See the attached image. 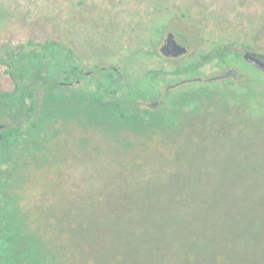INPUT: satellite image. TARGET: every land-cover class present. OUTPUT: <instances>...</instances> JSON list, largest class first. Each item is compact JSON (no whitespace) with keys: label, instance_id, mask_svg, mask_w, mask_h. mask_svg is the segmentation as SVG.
Here are the masks:
<instances>
[{"label":"trees","instance_id":"1","mask_svg":"<svg viewBox=\"0 0 264 264\" xmlns=\"http://www.w3.org/2000/svg\"><path fill=\"white\" fill-rule=\"evenodd\" d=\"M178 25L173 27L183 36L176 28ZM194 35L185 40L196 46L202 37L198 33ZM47 44H53L51 49L45 47L39 52L28 51L24 45L7 47L1 58L14 87L0 89V264H69L66 258L71 259H68L70 264H117L118 260L104 261L110 256L103 252L106 235L121 237L120 231L114 233L107 226L110 218L125 226L135 255H138L135 249L138 238L149 239L144 243L155 247L161 257V249L152 242L174 240L177 242L174 255H179L190 253L188 244L193 248L195 242L210 239L202 238L207 227L195 228L204 221L198 219L194 207L208 215L215 197L213 187H227L232 182L236 186H252L258 182L251 176H224L225 171H230V159L226 155L238 142L210 140L243 135L264 138V72L234 48L237 40H230L220 45L215 43L211 49L200 52L197 59L180 64L174 59L176 65L171 70L152 69L139 80L121 76L112 69H97L90 76L80 75L86 83L69 87L60 85L59 81L64 77L73 80L69 76L82 68L73 62L66 63L57 55L61 50L57 40H47ZM208 64L239 67L246 74L238 76L236 70L230 69L225 79L195 80L202 76L203 67ZM165 84L177 86L164 91L157 109L142 106L157 98ZM71 122L84 128L103 127L121 150L112 159V165L105 166L107 170L102 168L97 173L103 192L90 196L89 202L100 207L87 208L86 220L95 219L96 223L88 224L86 234L82 235L73 222L80 218L76 212L78 201L82 202L76 190L71 194L72 199H77L73 204L76 206L58 207L53 213L61 220L70 218L65 227L61 226L65 224L63 221L49 227L32 224V210L26 212L21 207L28 188L42 186L31 174L43 169L54 153V161L60 163L58 170H61L67 142H54L59 139L56 129ZM124 129L131 130L132 135H124ZM164 130L166 141L157 142ZM137 139L146 142H135ZM182 139L187 142H176ZM253 166L256 167L254 163ZM113 173L120 177L121 183L106 192L104 181ZM45 188L47 185L42 186ZM48 189L51 190L48 201L57 205L58 195L54 196L52 186ZM110 195L115 202L112 198V203L109 201ZM250 200L258 204V195L243 193L240 204L249 207ZM126 203L129 207H125ZM37 211L47 214L45 210ZM257 212L242 211L240 217L256 224L261 216H254ZM67 233L74 238L62 247L65 242H61L60 234ZM121 247L124 251L125 246ZM100 253L105 256L102 261L96 258ZM118 256L123 257L124 253Z\"/></svg>","mask_w":264,"mask_h":264},{"label":"rangeland","instance_id":"2","mask_svg":"<svg viewBox=\"0 0 264 264\" xmlns=\"http://www.w3.org/2000/svg\"><path fill=\"white\" fill-rule=\"evenodd\" d=\"M175 24H179L176 28L182 32V39L190 35L196 36L195 33L202 37L196 46L187 43L190 46L187 52L189 54L175 62L176 64L197 59L200 52L211 49L215 43L220 45L230 40H237L234 48L239 52L244 53L249 49L264 54V0H0V57L4 45L10 48L29 40L40 43L52 38L73 48L87 70H91L96 64H112L118 66L120 73L139 80L147 71L159 68L171 70L176 65L174 58H164L160 52L167 32ZM230 69L236 70L238 76L244 77L246 74V70L239 67L220 68L208 64L203 67L202 77L217 76ZM167 85L162 86L163 91ZM13 87L14 84L0 61V89L10 90ZM142 106L146 107L148 104L144 103ZM77 124L71 122L56 129L59 131V139L54 142H67L64 147L67 154L63 158L61 170H58L60 163L54 161L55 153L50 156L43 169L32 170L34 181H39L42 186L47 185V188L29 187L27 195L21 201V207L26 212L32 210V224L43 223L45 227H49L63 221L65 224L61 226L65 227L70 218L61 220L59 216H53V213L58 207L75 204L77 199H72L71 194L76 190L82 197V202L78 201L76 212L80 218L73 222L82 235L86 234L88 224L96 223L95 219L86 220L87 208L90 205V208L100 207L98 203L89 202L90 196L103 192L97 173L100 174L105 166L110 167L112 159L116 154H121V150L103 127L84 128L82 124ZM131 132L124 129L123 134L130 136ZM160 134L161 139L157 142H165L167 133L164 130ZM135 142L146 141L137 139ZM210 142H238L235 145L237 147L226 155L230 159V171H225L224 176L242 175L258 179L252 186H236L232 182L226 184L230 185L227 187H213L211 191L215 197L208 207L211 208L208 215L199 207H194L198 219L204 221L195 228L202 230L207 227V231L204 228L205 236L202 238L209 237L208 240L213 245L208 240L201 239L194 243L193 248L188 244L189 254L182 252L174 255V249H177V242L174 240L152 242V245L157 244L161 249V257L155 247L146 246L144 241L148 242L149 239L138 238V245L135 247L138 255H135L131 251L132 238L126 234L125 226L110 218L107 226L115 230L114 233L120 231L121 237H113L111 233L106 235L108 237L104 240L106 245L103 252L110 256L107 255L104 261L113 263L118 260L117 264H264V207L261 209L264 200V146L261 142H264V138L261 139L259 135H243L238 138L225 136L215 137ZM106 178L105 187L103 186L107 189L103 188L106 192H111L121 183L116 173L109 174ZM106 184L110 185L107 187ZM51 186L54 188V196L59 197L57 205L48 201L51 198L48 187ZM157 191L160 193V188ZM243 193L257 194L258 204H254L255 200H250L252 203L249 207L241 205ZM111 198L114 196L110 195V202ZM125 207L129 205L126 203ZM36 209L45 210L47 214L41 215ZM236 210H239L238 214ZM257 210L254 216H261L254 220L256 224H250L246 222L250 219L240 217L242 211L253 214ZM249 218H253V215H249ZM252 225L255 233L251 230ZM227 233L230 234L226 235ZM73 238L68 233L60 234L61 242H65L62 247ZM123 245L124 251L121 247ZM120 252L124 253L123 257L118 256ZM98 256L96 258L101 261L105 257L101 253ZM66 259L70 264L71 259Z\"/></svg>","mask_w":264,"mask_h":264},{"label":"flooded vegetation","instance_id":"3","mask_svg":"<svg viewBox=\"0 0 264 264\" xmlns=\"http://www.w3.org/2000/svg\"><path fill=\"white\" fill-rule=\"evenodd\" d=\"M175 27H172V30L167 32V35L172 33L174 34V37L175 39L178 41V43H180L181 45H184V46H189V44H187V41L185 39H182L181 36L178 34L177 31H175L174 29ZM52 39V38H51ZM51 39H48V40H51ZM55 40V39H54ZM29 41H33V40H29ZM21 42L20 44L16 45L15 47L18 48V47H21L22 45L26 46L25 49H27L28 51L30 50H33V51H36V52H39V51H42L43 49H45V47H52L53 44L51 45H45V42H40V43H36L35 41L33 43H30V42ZM165 42V41H164ZM45 45V46H44ZM164 45V43H163ZM163 45L161 46L160 48V52L162 54V56L164 58H174L176 60H180L181 58L183 57H186L189 53H185L179 57H172V56H167L165 55L164 53H162L161 49L163 47ZM57 46H59V49H61L57 55L59 57H62L63 58V61H65L66 63H70V62H73L75 64H77L78 66H80L82 69H76V72L73 76H69V78H73V80H68L66 77H64L63 79H61L59 81V84L62 85V86H69V87H74L78 84H84L87 82L86 79L80 77V75H83V76H90L93 72H95L97 69H112L114 73H118L120 74L121 76L125 75L123 73H120V69L118 68V66L116 65H112V64H109V65H103L101 66L100 64H96L94 66V68H91V70H87V67L81 62V60L79 59V57L77 55H75V52H74V49L71 48L68 44H63L61 42H58ZM4 47V48H3ZM3 51H2V54H1V57H0V61L1 63L3 64L1 58L4 56L5 54V51H6V47L5 45L3 46ZM246 50H249V49H246ZM245 50V51H246ZM252 51V50H250ZM254 52V51H252ZM245 53V52H244ZM256 54H258L260 57H262V59H264V54L262 53H258V52H254ZM163 69V68H162ZM229 71V70H228ZM77 73V74H76ZM227 72L223 73V74H220V75H217V76H210L209 78H203L202 76L201 77H198V78H195V80H199V81H210V80H213L214 78H218V79H225L227 76H229L228 74H226ZM126 76V75H125ZM127 77V76H126ZM130 77V76H129ZM125 78V77H124ZM181 83V82H179ZM177 85L176 84H172L170 86H168L166 88V90L168 89H173L175 88ZM163 88V87H162ZM162 88L160 89V92H159V96L157 98H154V99H151L149 101H146V103L148 104V106H146L147 108H150L152 110H155L158 108V106L160 105V103H162V100H163V93L164 91L162 90Z\"/></svg>","mask_w":264,"mask_h":264},{"label":"water","instance_id":"4","mask_svg":"<svg viewBox=\"0 0 264 264\" xmlns=\"http://www.w3.org/2000/svg\"><path fill=\"white\" fill-rule=\"evenodd\" d=\"M189 50L190 48L188 46H184L178 43V41L174 37V34L172 33L166 36L164 45L161 49L162 53L172 57H179L189 52ZM244 58L253 66L264 72V59H262V57H260L258 54L250 50H246L244 53ZM230 72L231 70H229L227 74H229Z\"/></svg>","mask_w":264,"mask_h":264}]
</instances>
